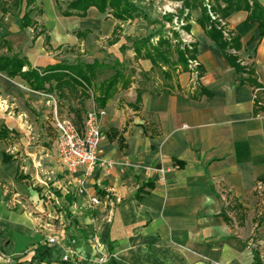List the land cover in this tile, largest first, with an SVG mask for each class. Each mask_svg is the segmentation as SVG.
Listing matches in <instances>:
<instances>
[{
	"label": "crops",
	"instance_id": "1",
	"mask_svg": "<svg viewBox=\"0 0 264 264\" xmlns=\"http://www.w3.org/2000/svg\"><path fill=\"white\" fill-rule=\"evenodd\" d=\"M70 1L38 0L37 30H20V16L0 11V37L27 60L24 71L62 63H120L128 75V69L135 71L136 81L148 75L152 88L138 96L143 89L133 83L103 108L99 158L113 166L71 174L60 160L56 169L46 150L31 151L25 137L30 125L10 115L17 101L36 108L42 93L0 72V126L11 131V139L0 142V264H98L101 256H106L103 264H258L257 259L264 264V37L259 27L241 36L240 50L229 51L252 71L251 82L241 83L226 52L208 35L210 27L198 21L200 12L187 9L178 16L182 1L129 0L143 16L127 21L96 7L85 17L64 16ZM249 1L264 7V0ZM208 4L211 11L214 1ZM169 15L172 23L165 20ZM248 16L235 12L220 20L219 30L231 40ZM162 28L171 39V28L177 30L182 47L195 49L189 69L178 66L169 81L135 50L137 41ZM29 30L34 33L30 46ZM52 52L64 55L55 58ZM81 100L70 119L81 111L83 124L96 104L83 106L87 102ZM92 198L101 204L93 206ZM50 238L59 244H50ZM70 248L76 256L65 262Z\"/></svg>",
	"mask_w": 264,
	"mask_h": 264
},
{
	"label": "trees",
	"instance_id": "2",
	"mask_svg": "<svg viewBox=\"0 0 264 264\" xmlns=\"http://www.w3.org/2000/svg\"><path fill=\"white\" fill-rule=\"evenodd\" d=\"M178 1L183 2V8L178 16L183 17L187 9L199 11L198 21L205 28L210 27L208 35L226 52L241 83L251 82L252 71L242 67L238 62L239 58L230 54L229 51L233 49L236 51L240 50L241 36L254 26L259 27L261 36L264 37V7L256 1H252L251 4L249 0H213L214 6H212V10L223 18H228L235 12H249L245 23L238 27V36L227 42L222 37L221 31L214 29V22L210 19L208 11L201 0ZM222 5L225 7H222ZM91 7H96L102 13L111 10L114 16L121 21L143 16L140 9L132 5L129 0H71L66 7H62V11L64 16L85 17ZM0 11L4 15L14 14L20 16V30L22 31L28 28L37 30L39 26L38 19L42 15L38 0H0ZM165 20L168 23H172L174 17L169 15L165 17ZM173 36L177 40L175 45L173 39L169 38L162 28L135 43V50L138 56L151 60L156 68L155 70L165 81L171 79V72L176 71L178 66L188 70L189 61L193 60L195 55L193 47L192 50H189L186 46L182 47L177 33L173 32ZM156 37L159 39L154 44L152 40ZM5 49L7 52L0 55V72L10 79L17 77L23 79L31 90L42 94L57 93L61 98H64L67 91L80 90L82 95L92 91L95 95L96 107L103 109L110 101L117 86H120L122 90H126L131 84L127 68L120 63L111 64L114 65L113 69H111L114 77L104 78L99 81L98 75L104 74L102 71V68L106 66L104 64L95 62L93 64L78 63L68 65L62 63L40 71L33 70L30 67L27 71H24V68L29 66L27 60L13 54L10 43L0 37V52ZM164 67H167L168 71H164ZM110 68L108 66L106 70ZM244 74L247 75V79H243ZM144 76L148 78V75L144 74ZM143 91H138V96ZM74 115L76 118L73 121L78 127L82 128L81 111H76ZM10 139L11 131L4 126H0V142H7ZM5 158L6 162H11V157L6 156ZM257 262L261 264L258 259Z\"/></svg>",
	"mask_w": 264,
	"mask_h": 264
},
{
	"label": "rangeland",
	"instance_id": "3",
	"mask_svg": "<svg viewBox=\"0 0 264 264\" xmlns=\"http://www.w3.org/2000/svg\"><path fill=\"white\" fill-rule=\"evenodd\" d=\"M203 2V5L205 7V9L208 11L209 17L210 19L214 22V29H216L217 31L219 30V27L221 25L220 20H223V17H221L219 14H217L214 10L207 8L206 6V0H201ZM212 1V0H211ZM211 5V4H210ZM213 5V4H212ZM211 5V6H212ZM49 7V6H48ZM212 13L213 17H215V20L211 17L210 13ZM172 32L177 33V30H173ZM220 31V30H219ZM228 35H230L228 33ZM34 37V33L32 32V30H29L28 34H26L25 38L27 40L26 45H31V39ZM185 37V36H184ZM222 37L224 38L225 41L229 42L230 38H232V36H225L224 34H222ZM173 39V43L174 45L177 43L176 37L172 36ZM187 39V38H185ZM20 40L23 41V37L21 38L20 36ZM188 40V39H187ZM20 41V42H21ZM21 45V44H20ZM186 48H188L189 50H192L190 45H187ZM231 51V50H230ZM69 54V53H67ZM77 53L74 52L72 53L73 56H77ZM233 56H236L234 52L231 53ZM51 55H55V58H60L64 55V52L62 53H58L55 54L54 52H52ZM50 55V56H51ZM79 55V54H78ZM80 56V55H79ZM238 57V56H236ZM70 59H74V58H70ZM110 66L111 68L109 70H106L107 67ZM106 65L105 67L102 68V71L104 74H100L98 75V79L99 81H102V79L104 78H110V77H114V73L112 72L111 69H113L114 65ZM130 70V74L128 75V77L130 78V82L131 84L129 85V87L126 90H129L132 87L133 83H138L139 88L140 89H149L152 88V84L151 79L144 75L141 76V79H139V81H136L133 79V77L135 76V71H133L132 69H128ZM157 76H160L158 72H156ZM127 77V76H126ZM121 87L117 86L116 89L114 90L112 97L110 100H113L119 93ZM57 98V104H58V116L59 117H71L72 111L73 109H76L78 106V104L80 105V107L82 106V104L78 103V98L82 99L81 102L84 103V101H86L87 103H85L86 106L87 104H89V102H95V95L92 91H88V93L82 95L81 91H67L65 92V97L61 98L58 94L55 95ZM6 98V97H4ZM41 101L38 102L36 108L31 109L29 107H24L23 106V102L22 101H17L16 103V107H14L13 109H11L10 111V115H12L15 119L19 118L24 122H27L30 125V131L31 134L25 136L27 139V142L29 141V144L27 145L28 148L31 149V151L33 152H40L43 153L44 150H46L43 154L46 153H50L51 155V159L53 160L54 163V167H56V169H61V164L59 162V157L57 154V147L56 145L54 146V141L56 139V133H55V129L53 127L54 125V109L51 106L47 105V101L45 99L44 96H41ZM7 101L9 103H13V101L11 99L7 98ZM89 101V102H88ZM1 105H3V99H0V107ZM88 106V105H87ZM75 107V108H73ZM7 114V113H5ZM19 120V121H21ZM2 122V120L0 119V123ZM16 123V121H14ZM21 138L22 136H20L19 133V137L17 139H15V141H17V150H18V155H20V144H21ZM26 148V146H24ZM43 151V152H42ZM38 153L37 157H41L42 154ZM30 164L33 165L32 163V159L30 160ZM43 167L47 168V164H44L43 162ZM53 167V166H51ZM32 172H35L34 168H31ZM41 178H45L46 176H44L43 174H40ZM53 183V182H52Z\"/></svg>",
	"mask_w": 264,
	"mask_h": 264
},
{
	"label": "built area",
	"instance_id": "4",
	"mask_svg": "<svg viewBox=\"0 0 264 264\" xmlns=\"http://www.w3.org/2000/svg\"><path fill=\"white\" fill-rule=\"evenodd\" d=\"M209 1L206 0L207 8H210ZM211 17L215 20L212 13ZM47 101V105L54 109V127L57 132V154L62 165L71 174L84 170L87 175H90L98 168H110L113 163L101 161L99 158V149L101 143L105 139L102 131L101 119L106 114L103 109H98L93 106L86 115L82 128L78 127L75 122L67 117L58 116V104L55 94H42ZM160 172L164 174V170ZM83 185L82 181H79ZM91 204L99 206L101 201L98 198H92ZM50 244H59V239L50 238ZM93 246L99 250L101 246L100 240L95 237L92 240ZM75 241H72V245ZM76 256L73 248H70L63 257V261L68 262L72 257ZM106 261V256H101L98 259V264H103Z\"/></svg>",
	"mask_w": 264,
	"mask_h": 264
}]
</instances>
